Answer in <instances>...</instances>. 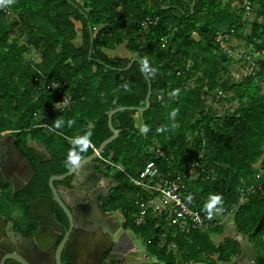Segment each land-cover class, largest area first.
Here are the masks:
<instances>
[{"label":"trees","instance_id":"16d2710c","mask_svg":"<svg viewBox=\"0 0 264 264\" xmlns=\"http://www.w3.org/2000/svg\"><path fill=\"white\" fill-rule=\"evenodd\" d=\"M79 1L12 0L9 3L8 0H0V134L8 132L16 139V149L35 170L23 189L11 193V197L9 191L4 193L6 198L27 208L28 203L35 199L49 197V177L69 171L65 159L73 147L72 138L91 134V144L81 153L84 159L111 135L107 126L111 110L144 105L147 84L139 65L134 63L128 71L120 72L130 59L113 58L103 52L126 42L127 51L143 63L151 82L150 107L141 114L143 125H147L149 130L143 136L135 127V112L116 113L112 124L119 125L120 135L104 149L101 157L131 176H135L147 161L153 160L160 175L166 176L175 172L185 173L189 163L201 153L206 175L194 181L199 193L192 192V184L189 183L183 198L190 208L208 221L210 218L203 210L207 202L203 197L208 193L206 191L223 193L226 182L230 181L227 191L235 198L238 195L237 184L255 181L258 172L254 168L255 163L261 161L264 171V60L257 62L258 70L248 81L238 85L239 105L235 117H216L212 108L202 115L203 99H199L204 89L211 96L223 85L215 60L226 57L219 52L216 43L221 34L218 32L219 23L228 18L238 23L239 15L230 14L228 8L218 10L216 1L207 5L203 0L187 3L167 0V6L160 0ZM261 5L263 12L258 13L261 22L254 23L261 29L259 34L254 32L258 38L264 37V3ZM207 7L210 11L203 20L197 18L196 15ZM147 18L157 19L156 25L144 29L141 24ZM76 23L81 25L80 46L74 43ZM99 25L103 27L95 33L94 29ZM89 28L94 35L92 58L100 61L101 65L88 60ZM193 33H198L199 40L191 37ZM22 35L25 42L21 45L14 43V39ZM255 48L257 53L264 52V48ZM31 49L40 52L41 65L24 59ZM187 62L192 64L188 69ZM189 82L197 85L195 91L184 87ZM51 83H56L73 104L65 109H56L59 97L56 92L45 89ZM173 112L175 116L171 115ZM168 116L176 118L181 128L176 132V140L169 138L171 141H163L156 134L154 121L165 123ZM11 120L19 123L14 135L15 127ZM57 121L63 122L59 128L56 127ZM89 124L91 128H88ZM40 125H46L47 129L38 127ZM156 138L161 153L155 159L156 153L149 154L146 144H151ZM29 141L41 143L50 159H40L28 147ZM209 150L213 153L211 159ZM96 161L103 164L99 159ZM216 162L224 167H221L223 179L211 187L200 189L199 184L205 183L204 178L213 174L209 170L211 166L220 168L215 167ZM105 167L116 182L112 189L114 193L108 196V204L113 206L116 201L129 204L131 213L123 215L128 227L138 215L134 195L139 191L127 181L123 172ZM189 195L191 202L187 199ZM232 211L229 206L224 214ZM55 218L62 220L64 216L59 211ZM233 223L237 232L248 235V242L259 253L262 246L259 237L264 236V183L247 196L246 203L234 214ZM132 231L146 243L150 241L147 243L149 252L158 256L163 264L229 263L233 256L239 254L238 244L232 238L219 245L212 242L208 231L220 235L221 228L184 234L167 228L164 217L147 216L146 225L132 226ZM162 240L161 249L156 251L157 241ZM171 244L175 249L170 247ZM176 256H180V263L175 261ZM256 264H264V254H258Z\"/></svg>","mask_w":264,"mask_h":264},{"label":"rangeland","instance_id":"374dc122","mask_svg":"<svg viewBox=\"0 0 264 264\" xmlns=\"http://www.w3.org/2000/svg\"><path fill=\"white\" fill-rule=\"evenodd\" d=\"M79 1V0H78ZM163 5H168L167 0H160ZM182 3H187L190 0H181ZM205 3L208 5L211 3V1H216V5L218 7V10H223L224 8H228L229 13L232 15H239L237 18L238 23L233 22L231 19H225L223 21H220L219 23V29L218 32L221 34L216 38V41L220 40V36L223 35L224 33H229V30L232 28H236V34L232 37H229L227 41L224 43L221 42V45H219L217 42V45L220 46L222 50L219 52L224 54L226 57L224 60L220 58H216V62L218 64V68L221 71L222 74V83L223 85L219 88L220 90H216L218 92H221L222 94L217 98L212 96V100L214 101V104L211 103V98L208 94H206V90L204 89L203 92H201V95L199 97L200 100L203 99V105H204V110L203 114L205 115L207 112V109L215 108V114L216 117H227L233 118L235 117V112L238 109V85L245 83V81H248L251 76L254 75V73L257 72L258 66L257 62L258 61H263L264 60V52L262 53H257L256 52V46L259 48H264V37L263 38H258L254 32L256 33H261V29L259 27H255L254 23H260L261 22V17L258 16L259 12H263V8L261 3H264V0H203ZM80 3V1H79ZM249 3H253L252 5ZM193 5V4H192ZM244 7V9H243ZM245 7H247L245 9ZM250 7L252 10H250ZM153 8V7H152ZM243 9V13H241V10ZM210 11V8H204L202 11H200L196 16L197 18L203 20L204 15ZM217 11V10H216ZM153 12V11H152ZM215 11H213L210 15H213ZM240 21L242 22V25H240ZM238 24V25H237ZM76 27V39L74 41L76 46H80L82 43V37H81V25L79 23L75 24ZM102 25L96 26L94 31L97 33L102 29ZM191 37L195 40H199L198 33H193ZM25 42V36L22 35L16 39H14V43L21 45ZM126 42H123L122 45L116 46L113 50L114 51H109L107 52L108 56L114 57V58H119V59H130L132 57H137L136 55L131 54L129 51L126 49ZM246 57H250V60L247 61ZM24 59L27 60H32L34 63H37L38 65L42 63V58L40 52L30 50L27 54H25ZM191 62H187L186 68L188 69L189 66H191ZM201 75V74H199ZM195 80V79H194ZM221 85V84H220ZM184 87L188 89L189 91H195L197 85L194 82H189L188 84L185 83ZM222 90V91H221ZM215 91V93H216ZM213 95V94H212ZM216 96V94H215ZM214 105V108H213ZM200 115V116H202ZM151 116V115H150ZM198 117V116H197ZM203 117V116H202ZM196 118V117H195ZM205 121L204 119H202ZM15 129L13 132V135L18 130L19 128V123L17 120H11ZM204 125V123H203ZM154 127L157 130L156 134L160 140L163 141H171V140H176V132L181 128L180 123L176 120V118L172 116H168L167 120L165 123H159L158 121H154ZM147 133V132H146ZM145 132L141 131V134L144 136L146 135ZM171 140H168V139ZM179 141V140H178ZM185 141H186V135H185ZM187 141H188V135H187ZM188 143H190L188 141ZM159 143L156 140H153L151 144H146V150L147 152L153 153L155 152L156 154L161 153V150H159ZM264 149V147H263ZM209 158H213V153L212 150H209ZM215 167H220L218 169H215L214 167L211 166L210 173L204 178L205 183L199 184L200 189H205V187H211L213 183L223 179L224 173H223V165L219 164L216 162ZM222 167V168H221ZM254 168L258 171L257 174L255 175V181L252 183L248 182H242V184H237V191L238 195L235 196V198H232L231 195L232 193L227 191V188L231 184L230 181L226 182V187L223 193H211L209 191H206V195H203L205 198V201H208L209 197L211 194H219L222 197V204L218 205V207H222L223 211L215 213L213 217L211 218V225L212 229H217L221 228L222 233L220 235H213L214 241H217L221 239V237L229 236L235 241V238H240L244 240L246 243H248L252 248L253 246L248 242V235L241 234L237 232L236 227L233 223V217L234 214L236 213L237 209L242 206L243 204L246 203L247 201V196L250 193H254V190L257 188H260V186L264 183L261 182L259 172L263 171L261 168V161L257 162L254 164ZM264 172V171H263ZM194 183V184H193ZM108 196L111 197V193H114L112 191L113 187L116 186V182L114 181V177H111V175L108 176ZM191 190L192 192H198L199 191L196 189L198 187L195 182L191 183ZM205 184V185H204ZM108 197L104 199V203H106L107 210L113 212L114 216L118 217V220L120 223L123 225L124 229H126L128 232L131 233V235L134 237V240L136 241V248L139 250L145 251L147 257H151L153 261L158 262L163 264L161 261H159L158 256H153L149 251V247L147 246L146 241L144 238H140L137 235H135L132 231V226L137 227L136 225V220L138 219L137 215H135L134 219L130 221V224L128 227L125 225V220H124V213H131L130 212V207L128 203H124L122 201H116L114 205L108 204ZM229 200H235V201H229ZM0 203H5L1 204L2 208H0V213L2 214H9V220L10 222H14V219H21L26 218L28 214V209L26 208L25 205L23 204H14L12 202H9L8 198L2 197L0 198ZM9 204V205H8ZM14 206V207H13ZM231 206L232 208V213L230 214H224V210ZM11 207V209H9ZM13 207V208H12ZM23 213H22V212ZM152 216V215H150ZM27 219V218H26ZM132 219V218H131ZM232 225L234 226V230H232V233L228 232L229 228H232ZM209 234H214L210 233ZM213 239V238H212ZM259 240L261 241L262 246L261 251L259 252L260 254H264V236H260ZM257 240V241H259ZM213 242V240H212ZM162 242H158V247H154L156 251H159L161 249L160 247L162 246ZM169 248H167L168 251ZM253 250L256 252L257 256L259 253H257L256 249L253 248ZM239 255V254H238ZM238 255L233 256L230 260L229 263L235 264V259L238 257ZM176 262L181 261L180 256H176L175 258ZM190 264V263H186Z\"/></svg>","mask_w":264,"mask_h":264},{"label":"water","instance_id":"95a60500","mask_svg":"<svg viewBox=\"0 0 264 264\" xmlns=\"http://www.w3.org/2000/svg\"><path fill=\"white\" fill-rule=\"evenodd\" d=\"M89 34L90 48L88 60L101 65L100 61L92 58L94 35L91 28H89ZM134 63L139 65L142 76L147 84L144 105L142 107H118L111 110L107 116V126L111 135L94 149L90 156L82 159L71 171L69 170L62 175H52L49 177V197L37 198L28 203L32 214L38 222L37 231L32 236L24 238V247H21L20 243L18 244L19 254L3 257L0 264H4L6 260L14 261L17 264H66L65 261H62V258L71 261L73 264H101L100 260L89 263L78 258L80 249L86 242L83 243L78 239L79 235L76 234H79L80 231L77 233L78 229L74 227L80 225V222H87L88 229H93L94 209L100 206L97 196L92 199L89 198V201L83 205L68 200V197L75 193L78 182L98 176L99 163L96 161L98 155H101L104 149L120 135L119 125L116 124L114 126L112 124L113 116L121 111L142 114L150 107L151 82L143 63L137 57H132L127 66L119 71H128ZM10 149L16 155V159L10 155L9 163L12 165L8 168L3 161V154L0 153V183L4 182L11 185V193L14 194L29 183L35 174V170L28 159L16 149L14 142L11 143ZM54 206H57L62 211L67 221V228H63L59 221L56 220L53 213ZM3 218L0 215V229L2 230ZM116 227H118L120 237L112 240L114 252L117 255L116 258L111 260L120 262L121 264H161L153 261L151 257H138L140 250L136 248V244L129 233L123 230L119 223H116ZM235 241L239 247V255L235 259V264H256L257 254L253 248L240 238H235Z\"/></svg>","mask_w":264,"mask_h":264},{"label":"flooded vegetation","instance_id":"af4514ba","mask_svg":"<svg viewBox=\"0 0 264 264\" xmlns=\"http://www.w3.org/2000/svg\"><path fill=\"white\" fill-rule=\"evenodd\" d=\"M15 140L16 139L11 134H0V153L3 154V161L5 163V166H7L8 168L12 165L9 163L10 155L11 157L16 159V155H14L12 153V150L10 149L11 143H15ZM35 154L40 159H50L48 153L35 151ZM97 172V177L92 179L87 178V180H82L81 182H78L76 184L75 193L68 197V200L73 201L76 204L83 205L89 201V198L92 199L93 197L97 196V201L100 204L98 208L94 209V222L92 230L88 229L89 226L87 222H80V225L74 226L76 227V229H78L77 233L80 231L79 234H76L79 235L78 239L81 240V242L83 243L86 242L81 247L78 258L83 259V261L89 263L100 260L101 264H121L120 262L111 260L113 258H116L117 255L116 252H114V245H112V240L114 238L120 237L118 227H116V223H119L123 230H127L124 229L123 225L118 220V217L114 216L113 212L107 210L106 203H104V199L108 197L109 187V173L107 168L101 163H99V168ZM8 191L10 192L9 197H11V185L1 182L0 198H6L4 193L7 192L8 194ZM9 209H11V207ZM27 209V212L29 214L26 217L27 219L24 218L19 221V219L12 218L14 219V222H10L9 217L3 216V230L0 229V261L5 256L19 254L17 248L18 244L20 243V246L24 247V238L32 236L37 231L38 222L32 214L29 206L27 207ZM59 211L62 213V211L57 206H54V216H56L57 212ZM63 219L56 220L59 221L63 228H67V221L65 217ZM128 233L136 244L134 237L131 235L130 232ZM62 261H65L66 264H73L71 261H68L65 258H62ZM4 264L17 263L11 260H6Z\"/></svg>","mask_w":264,"mask_h":264},{"label":"built area","instance_id":"2783aa9c","mask_svg":"<svg viewBox=\"0 0 264 264\" xmlns=\"http://www.w3.org/2000/svg\"><path fill=\"white\" fill-rule=\"evenodd\" d=\"M156 23L157 19L147 18L143 20L141 25L146 29L149 26H155ZM235 32V29H231L229 33L226 32L221 35L220 40L216 42L221 45V42L224 43L229 37L234 36ZM219 45L218 47L220 48ZM220 50L222 49L220 48ZM246 60L249 61L250 57H246ZM45 89L56 92L59 97L60 101L55 107L56 109H65L73 104L70 97L63 93L56 83L47 85ZM221 94L218 91L216 93L214 92L210 96L211 103L214 104L215 101L212 100V96L218 98ZM212 110L214 113L216 112L215 108ZM38 127L47 129L46 125H40ZM159 155L155 154V159ZM97 159L102 161V165L123 172L127 181L139 191L134 195V205L138 210V219L135 221L137 226L146 225L147 216L152 215L155 217H164L167 228H173L184 234L212 227L211 219L208 221L205 220L198 211L190 208L183 198V192L187 184L196 181L201 175H206L205 164L201 153H198L197 158L189 163L185 173L175 172L173 174H167L166 176L160 175L157 165L153 160L147 161L135 176H131L125 173L121 167L113 165L108 160L103 159L101 155H98ZM147 243L149 244L150 241H147ZM170 247L175 249L173 244Z\"/></svg>","mask_w":264,"mask_h":264},{"label":"clouds","instance_id":"9594fccd","mask_svg":"<svg viewBox=\"0 0 264 264\" xmlns=\"http://www.w3.org/2000/svg\"><path fill=\"white\" fill-rule=\"evenodd\" d=\"M9 3L12 2V0H8ZM147 61H145V64ZM125 88H127V85H124ZM175 112H173L171 115L175 116ZM69 125H71V121L68 122ZM63 124L62 121L56 122V127L59 128ZM148 126L145 125L142 127L141 131L147 132ZM90 133H87L82 136H76L72 138L71 143L73 144V147L69 150L67 157L65 159V165L66 167L71 171L75 166L79 164V162L82 159L81 153L85 152L89 145L91 144L90 140ZM188 201L191 202L192 197L189 195L187 197ZM222 204V197L219 194H211L209 197V200L204 204L203 210L206 212L207 216L211 219L215 213L223 211L222 207H218V205Z\"/></svg>","mask_w":264,"mask_h":264},{"label":"crops","instance_id":"0c3cea01","mask_svg":"<svg viewBox=\"0 0 264 264\" xmlns=\"http://www.w3.org/2000/svg\"><path fill=\"white\" fill-rule=\"evenodd\" d=\"M109 51H114V50H108V49H104L103 50V52L106 54V55H108L107 54V52H109ZM114 58V57H113ZM133 121H134V124H135V127L141 132V129H142V127L144 126L143 125V119H142V115L140 114V113H136L134 116H133ZM92 127V125L91 124H89L88 125V128H91ZM9 134V133H8ZM28 147L29 148H32V150L35 152V151H41V152H45V153H48L47 152V150H46V148L41 144V143H39V142H36V141H34V142H28ZM259 175H260V178H262L261 179V182H264V172L263 171H260L259 172ZM0 215H2V214H0ZM2 216H6V217H9V214L7 213V214H3ZM232 230H234V226L232 225V228H229V231L228 232H230V233H232ZM214 234H210V238L213 240V242H214V244L215 245H219L221 242H223L225 239H227V238H230L228 235L227 236H225V237H221V239H219V240H217V241H214V236H213ZM217 236V235H216ZM213 259H215V257H213ZM216 264H231V263H224V262H218V261H216Z\"/></svg>","mask_w":264,"mask_h":264},{"label":"bare ground","instance_id":"6f19581e","mask_svg":"<svg viewBox=\"0 0 264 264\" xmlns=\"http://www.w3.org/2000/svg\"><path fill=\"white\" fill-rule=\"evenodd\" d=\"M138 257L146 258L147 255H146V253L143 250H140L139 253H138Z\"/></svg>","mask_w":264,"mask_h":264}]
</instances>
